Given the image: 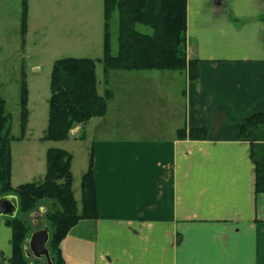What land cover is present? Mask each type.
<instances>
[{
	"label": "crops",
	"instance_id": "obj_1",
	"mask_svg": "<svg viewBox=\"0 0 264 264\" xmlns=\"http://www.w3.org/2000/svg\"><path fill=\"white\" fill-rule=\"evenodd\" d=\"M186 45L197 77L184 71L168 103L152 99L170 82L164 74L124 71L146 72L135 77L139 89L124 88L122 100L106 89V114L71 132L85 130L91 144L97 217L92 234L60 243L66 264H264V192L250 143L239 139L241 122L264 111V0H186ZM135 110L145 119L128 135ZM181 129L206 138L182 139ZM10 239L0 220V264Z\"/></svg>",
	"mask_w": 264,
	"mask_h": 264
},
{
	"label": "trees",
	"instance_id": "obj_2",
	"mask_svg": "<svg viewBox=\"0 0 264 264\" xmlns=\"http://www.w3.org/2000/svg\"><path fill=\"white\" fill-rule=\"evenodd\" d=\"M105 33L103 56L91 58H61L54 62L50 77L48 100L47 140H65L73 128L90 119L102 117L107 112L112 92L97 91L96 63H103L105 73L110 71H188L196 79L195 63L187 60L186 0H104ZM117 14V52L112 54L108 22ZM143 26L149 32L137 29ZM24 104V97L22 98ZM26 114L23 113V117ZM10 116L5 111V101L0 97V191L16 196L19 215L28 216L40 206H45L44 219L50 230L48 250L53 264H66L60 243L80 219L97 217L93 157L90 154L87 171L82 176L79 213L72 191L70 165L72 155L62 149L51 148L46 156V174L39 183H24L13 188L10 183L11 158L7 138ZM182 139L204 140L201 129H181ZM239 139L250 143V157L254 164L256 193L264 192V111L245 118L239 129ZM3 141H6L5 143ZM11 229V256L8 264H32L26 256L24 245L31 233L26 219L20 216L5 218ZM34 263L39 262L37 260Z\"/></svg>",
	"mask_w": 264,
	"mask_h": 264
},
{
	"label": "rangeland",
	"instance_id": "obj_3",
	"mask_svg": "<svg viewBox=\"0 0 264 264\" xmlns=\"http://www.w3.org/2000/svg\"><path fill=\"white\" fill-rule=\"evenodd\" d=\"M105 24L104 0H0V97L5 101V111L10 116L7 138H11L8 141L11 186L16 188L24 183L41 182L46 174L47 151L51 148L65 150L72 155L70 165L72 191L79 213L82 209V176L88 168L91 144L83 142L85 130L70 134L65 140L44 138L48 126L50 77L53 64L58 59L102 58ZM108 24L111 52L115 55L118 34L116 12L111 15ZM137 29L149 32V29L143 26H137ZM153 72L164 74V80L170 81L162 87L163 95L152 97L157 103L165 105L170 95L167 88H171L172 94L177 95L183 85L184 72L176 70ZM128 73L114 71L108 75L105 73L103 63L97 62L99 95H104L106 89H113L122 100L124 88L134 86L135 89H139L140 83L135 77L146 72ZM124 74L127 79L134 78L128 86L127 82L123 83ZM129 99L133 105L139 104L138 95H129L128 101ZM179 99L181 109L182 102L181 98ZM124 112L125 110L119 111V115ZM23 113L26 114L25 117ZM133 115L132 130L128 135H139L143 126L141 121L145 118L139 110H135ZM179 118L181 119V113ZM152 122L153 125L158 124L157 118H152ZM106 128H112V120H107ZM117 129L122 130L123 127ZM74 130L75 128L72 129ZM96 134H99L98 131ZM45 206L50 209L49 202H44L33 214L24 216L17 213V216L29 223L31 233L35 231V227L37 228L32 227L31 222L40 221L43 212L46 211ZM0 220H4V217H0ZM93 229L94 225L90 219H80L66 235L67 244L70 242V236L80 232L92 234ZM50 231L51 228L49 233ZM37 261L39 262L33 264H46L44 259Z\"/></svg>",
	"mask_w": 264,
	"mask_h": 264
},
{
	"label": "water",
	"instance_id": "obj_4",
	"mask_svg": "<svg viewBox=\"0 0 264 264\" xmlns=\"http://www.w3.org/2000/svg\"><path fill=\"white\" fill-rule=\"evenodd\" d=\"M19 210L18 199L14 195L3 196L0 198V217L14 218ZM43 228L32 232L25 241L27 257L36 260L44 259L46 264H53V258L48 250L50 239L49 228L45 220H42ZM30 255V256H29Z\"/></svg>",
	"mask_w": 264,
	"mask_h": 264
},
{
	"label": "flooded vegetation",
	"instance_id": "obj_5",
	"mask_svg": "<svg viewBox=\"0 0 264 264\" xmlns=\"http://www.w3.org/2000/svg\"><path fill=\"white\" fill-rule=\"evenodd\" d=\"M1 135V137H3L4 138V134H3V132L0 134ZM0 140H1V138H0ZM9 195H12L11 193H2L1 191H0V198L1 197H3V196H9ZM18 213V212H17ZM33 214V213H32ZM17 215V214H16ZM5 218L6 217H4V220H5ZM42 220H45L44 219V212H43V214H42V216H41V218H40V221H36V222H34L33 223V221L31 222V225H32V227H35V226H37V228L35 227V231H37V230H39V229H41V228H43V226H42ZM45 223H46V221H45ZM46 226H47V224H46ZM31 234V233H30ZM24 250H25V253H26V255L27 254H29L28 252H26V246L24 245ZM30 256V255H29ZM30 260H32V264H33V261L34 260H36V259H34V258H32V257H28ZM42 260V259H41Z\"/></svg>",
	"mask_w": 264,
	"mask_h": 264
}]
</instances>
